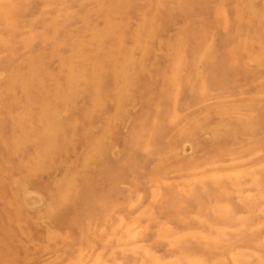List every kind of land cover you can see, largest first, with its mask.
<instances>
[{"label":"rangeland","instance_id":"374dc122","mask_svg":"<svg viewBox=\"0 0 264 264\" xmlns=\"http://www.w3.org/2000/svg\"><path fill=\"white\" fill-rule=\"evenodd\" d=\"M0 264H264V0H0Z\"/></svg>","mask_w":264,"mask_h":264},{"label":"bare ground","instance_id":"6f19581e","mask_svg":"<svg viewBox=\"0 0 264 264\" xmlns=\"http://www.w3.org/2000/svg\"><path fill=\"white\" fill-rule=\"evenodd\" d=\"M92 72H95L94 70H92ZM77 82V80H76V78L75 77H73V76H68V79H67V85H68V91H71L72 90V86L75 84ZM77 84V83H76ZM89 82L87 83V84H84V86H86V87H89ZM80 86V85H79ZM63 89V88H62ZM116 92H118V91H116ZM115 93V92H114ZM116 94V93H115ZM78 95V94H77ZM85 96V95H84ZM45 108H42V110H41V116H42V118L44 119L43 121H45V124H46V127H47V129L48 130H52V127L50 126V122H49V118H48V116L49 115H47L46 114V112H45ZM52 135H51V133H49L48 135H46V136H43L42 138H41V140H40V142H42V146H41V148L39 149V151L37 150V152H38V154L39 155H45V153H47V151H48V149H50L51 148V143H52ZM27 166H29V165H27ZM31 168V167H30ZM32 171H34V170H32ZM103 175V174H102Z\"/></svg>","mask_w":264,"mask_h":264}]
</instances>
